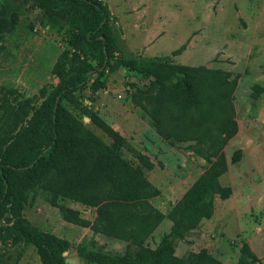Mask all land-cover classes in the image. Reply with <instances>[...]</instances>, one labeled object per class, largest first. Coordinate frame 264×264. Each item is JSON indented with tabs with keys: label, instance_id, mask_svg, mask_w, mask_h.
<instances>
[{
	"label": "trees",
	"instance_id": "16d2710c",
	"mask_svg": "<svg viewBox=\"0 0 264 264\" xmlns=\"http://www.w3.org/2000/svg\"><path fill=\"white\" fill-rule=\"evenodd\" d=\"M40 4V25L54 30L67 47L60 53L52 73L58 84L43 91L44 98L24 131L22 142L10 143L29 112L16 111L0 88V214L7 209L14 223L10 233L32 244L41 264H66L64 252L73 249L87 264H222L207 249L175 256V242L200 228L214 213L218 198L232 195L220 183L229 163L224 148L238 132L233 94L235 82L228 72L190 67L174 62L183 46L171 56L121 59L125 71L140 75L147 83L135 86L130 96L149 118L157 135L170 145L188 144L206 162L204 171L166 215L152 199L159 190L145 177L154 163L144 152L132 148L126 138L97 113L87 112L91 125L110 139L104 142L90 129H80L65 103L75 104L90 79L102 80L112 59L114 38L110 12L100 0H29ZM0 0V43L6 15ZM111 18H113L111 16ZM256 96L263 86H254ZM134 158L128 161L123 151ZM234 151L231 164L240 161ZM33 191L58 209L63 221L88 227L94 234L134 247L133 254L114 255L77 246L53 234L31 227L22 216L23 194ZM78 204L93 212L92 220L70 206ZM167 219L170 231L155 249L145 246L150 234ZM247 242L239 247L237 264H259Z\"/></svg>",
	"mask_w": 264,
	"mask_h": 264
},
{
	"label": "rangeland",
	"instance_id": "374dc122",
	"mask_svg": "<svg viewBox=\"0 0 264 264\" xmlns=\"http://www.w3.org/2000/svg\"><path fill=\"white\" fill-rule=\"evenodd\" d=\"M100 1L110 14L111 9L119 13L124 8L132 7L128 1L124 4L122 0ZM137 2L141 3L137 7L140 15H146L155 31L148 29L142 32L143 29H131L128 34L126 30L122 31V27L120 30L110 15L108 25L114 38V47L113 59L107 73L94 85L93 79H90L87 88L77 94L78 101L75 104L64 105L73 115L78 128L90 129L104 142L110 143L109 137L91 125L86 116L87 112L97 113L126 138L132 148L150 157L155 166L151 171L145 172V177L160 192L152 199V204L166 215L207 164L188 149V144L173 146L157 135L149 118L130 99L135 86L141 87L147 81L138 74L125 71L121 66V59L136 55L143 58L168 56L171 51L185 43L200 46L202 42L197 40L199 32H194L192 38L187 40L197 26V20L207 11L205 6H202L204 3L210 4L208 13L211 15V21L217 22L222 18L234 38L237 33L233 28L241 30L255 25L253 15L259 12L263 15L264 27V0ZM2 12L7 19L3 23L0 43V88L16 111L29 112L28 118L10 143V149H13L22 142L24 131L43 102L42 92L50 91L58 84L52 69L67 45L54 30L40 25L42 11L38 2L5 0ZM124 34L128 36L127 42L123 41ZM187 44L183 46L184 49ZM197 52L200 66L213 69L210 68L213 65L212 59L204 61L205 52ZM242 71L243 69H235L231 73L228 72L235 82L233 103L238 132L224 148L230 170L221 178L223 185L234 189V196L228 201L217 198L213 216L204 220L199 229L175 242L177 257L207 249L222 264H237L239 247L243 242L250 240L249 246L260 257L259 264H264V93L256 96L252 89L260 85H256L252 80L247 83L244 79L240 80ZM249 84L251 86L247 88ZM263 85L264 83L261 86ZM238 149L243 151L241 159L231 164V156ZM123 155L128 161H134L127 150L123 151ZM23 196L25 202L22 216L31 227L53 234L74 246L83 244L89 249H100L114 255L134 253V247L124 242L98 236L91 230L92 233L88 231V227L79 228L63 221L58 209L51 207L42 194L26 191ZM70 206L80 210L85 218L92 220V211L85 210L78 204ZM13 223V215L8 209L0 214V264H41L35 247L10 233ZM170 227L171 223L164 219L150 234L145 246L155 249L160 239L169 233ZM70 250L72 251H67L64 256L66 264H87L73 249Z\"/></svg>",
	"mask_w": 264,
	"mask_h": 264
},
{
	"label": "crops",
	"instance_id": "0c3cea01",
	"mask_svg": "<svg viewBox=\"0 0 264 264\" xmlns=\"http://www.w3.org/2000/svg\"><path fill=\"white\" fill-rule=\"evenodd\" d=\"M126 1H128L131 4L132 7L130 9L124 8L122 12L119 13L111 9L112 12L111 15L114 18V23L119 26L120 30L122 27V31L124 32V30H126L128 34L129 32H131V29H136V30L143 29L142 32L143 31L146 32L148 31V29L155 31V28L153 27V25L149 23L146 15L145 14L140 15L139 13L137 7L141 3L137 2V0H122V3L124 4L126 3ZM212 1L213 0H210V2ZM209 5L210 4L208 3L207 4L204 3L202 5L205 6L207 11L201 17L200 20L196 19L198 21V24L195 27L194 31L191 33L189 39L187 40L189 41L192 38V34L194 32H199L197 40L202 42V44L198 46L197 44L194 43L193 44L185 43L187 44L186 48L180 54L173 57L174 62L190 67L200 66L201 64L198 62L200 60H198L197 58L198 56L197 51L205 52L206 56L205 59L203 58L204 61L205 60L208 61L212 59L211 61L213 65L210 68L218 69L230 73L235 71V69H239V70L243 69L240 80L244 79L246 83L249 80H252L255 82L256 85L261 86L262 83H264V27H262V16H263L262 13L259 12V14L255 16L253 15L255 25H249V27L243 28L241 30H239L237 27H234L233 29H235L234 31L237 33V35H235L234 38L233 35H231L228 28H226L227 25H225V22L222 18H220V20H218L217 22L211 21L210 19L211 15L208 13ZM122 37H123V41L127 42L128 36L124 34L122 35ZM182 46L171 51V53L168 56H171L172 52L180 49ZM145 49H147V46L145 47ZM215 58L217 59V61L214 60ZM250 86L251 85L249 84L247 88H249ZM229 170H230V166L228 167V171L226 173H228ZM224 175L220 177V183H221V178ZM223 186H229V185H223ZM231 189H232L231 197L224 201H228L234 196V189L232 187ZM88 231H90V229H88ZM249 241L250 240H247L248 244ZM251 250L260 259L256 251H254L252 248Z\"/></svg>",
	"mask_w": 264,
	"mask_h": 264
},
{
	"label": "water",
	"instance_id": "95a60500",
	"mask_svg": "<svg viewBox=\"0 0 264 264\" xmlns=\"http://www.w3.org/2000/svg\"><path fill=\"white\" fill-rule=\"evenodd\" d=\"M87 120H88V119H87ZM69 251H72V250H69ZM67 253H68V252H64V253H63V256H65Z\"/></svg>",
	"mask_w": 264,
	"mask_h": 264
}]
</instances>
